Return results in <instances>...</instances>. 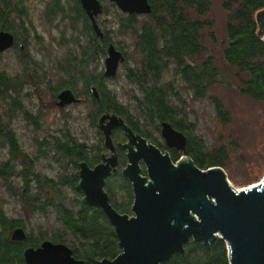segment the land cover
I'll return each mask as SVG.
<instances>
[{
	"label": "rangeland",
	"instance_id": "rangeland-1",
	"mask_svg": "<svg viewBox=\"0 0 264 264\" xmlns=\"http://www.w3.org/2000/svg\"><path fill=\"white\" fill-rule=\"evenodd\" d=\"M64 1L66 11L52 17L46 10L47 0H27L26 22L33 23L28 42L0 52V71L10 78L12 88L17 87L11 96L0 98V164L13 160L16 169V175L14 173L7 179L0 177V206L9 217L23 222L22 227L32 242L40 245L43 240L50 239L70 246L73 244L80 258H83L84 244H88L89 240L83 244V237L70 229L66 218L69 210L74 217L81 216L84 193L80 188L78 190L71 186L69 176L77 174L79 183V162L82 160L74 164L72 156L59 144L67 140L84 143L92 159L98 158L106 147L98 117L94 122L98 107L92 98L94 93L79 73H94L97 81L103 82L106 90L120 98L127 111L134 113L131 117H125L126 120H135L140 114L143 121L141 130L148 134V138L158 145L166 143L161 135V122L159 127L157 122L152 124L137 107L134 97L138 89L127 78L130 62L138 60L136 40L130 33L119 35L115 30L119 25L118 13L110 7L111 1L102 0L104 6L108 5V10H103L97 20L101 28L112 35L116 47L126 51L128 58L120 63L117 75L112 78L104 75L107 49L98 52L86 65L81 64L84 57L78 51L77 39L82 35L79 36L81 42L87 41V22L84 18L77 20L76 30H73L72 23L68 21L71 19L68 10L72 0ZM209 1L210 9L205 14L195 10L191 13L196 20L206 23L200 30V41L206 48L202 53L191 56V59L202 63L210 58L220 67L224 81L212 86L205 94L195 93L179 84L181 100H177L175 105L187 124L192 125L191 131L200 142L202 151L208 155H224L221 167L232 186L249 187L264 179V102L242 92L241 85L248 75L225 59L229 44L226 25L232 15V9H228L226 3L231 0ZM138 22L139 26L144 23L143 19ZM36 34L41 36L36 37ZM76 63H80V68L72 71ZM164 78H170V74ZM65 87L72 88L81 101L59 106L58 94ZM216 97L227 113L226 119L217 110L214 103ZM9 132H12L13 138H8ZM11 139L15 142L14 149ZM13 152L15 157H12ZM180 153L185 152L180 150ZM179 160L173 161L177 163ZM118 176L119 172L114 174L112 183L116 184L112 189L107 188V192L122 209L128 197L123 188L117 185ZM8 185L17 191L18 199L7 190ZM28 202H36V208H30ZM129 211L133 213L131 208Z\"/></svg>",
	"mask_w": 264,
	"mask_h": 264
},
{
	"label": "trees",
	"instance_id": "trees-1",
	"mask_svg": "<svg viewBox=\"0 0 264 264\" xmlns=\"http://www.w3.org/2000/svg\"><path fill=\"white\" fill-rule=\"evenodd\" d=\"M26 1L0 0V30L14 33V47L16 48L19 44L22 46L28 42L29 33L32 30L33 23L26 22L28 14ZM64 2V0H47L45 4L46 10L50 12L48 14L56 17L60 12L66 11ZM149 2L152 5V12L145 15L123 13L115 3H110V7L118 13L119 25L115 30L119 35H129L130 33L136 40L135 48L139 54H134L137 55L138 60L130 62L127 78L134 88L138 89L134 97L137 107L152 124L157 122L159 127L160 122L168 121L176 129L183 131L188 139L187 154L199 167L222 166L225 160L224 155H220V153L208 155L209 153L205 154L202 151L200 142L191 131L192 125L187 124L175 105L177 100H181L179 84L190 88L195 93L205 94L212 86L224 81L220 67L215 65L210 58L204 59L202 63L191 59V56L202 53L206 48L200 41L202 34L200 30L206 26V23L196 20L191 13L192 10H195L199 14H205L210 9V1L149 0ZM234 5L235 9L233 10ZM226 7L232 9V15L226 25L229 44L225 51V59L230 65L238 67L242 73L248 75L244 84L241 85L242 92L264 102V40L259 36V24L256 19V14L264 9V0H231L227 1ZM107 10L108 5L104 6V11ZM68 12L71 18L68 21L72 23L73 30H76L77 20L84 18L87 22L85 24L87 41L81 42L79 36L82 35H79L77 39L78 51L84 57L81 64L86 65L98 52H105L108 44L113 42L112 35L103 29L104 37L101 38L97 35L79 0H72ZM140 19H143L144 22L141 26L138 22ZM39 36L41 35L36 34V37ZM119 47L122 46L119 44ZM19 49L21 50L20 47ZM122 52L125 55V60H128L126 51L122 50ZM23 61L25 65V59ZM74 67L72 71H77L80 68V63L74 64ZM89 72L77 73L82 76L86 86L90 87V91L92 88L97 90V96L92 95L94 103L98 105L94 116L95 123L97 117L99 120V117L104 113L116 114L124 119L134 115L125 109L120 98L106 90L103 82L97 81L94 73L90 75ZM167 74H170V78L166 79L164 76ZM10 82H12L10 78L0 71L1 99H6L8 95L11 96L16 91L17 87L12 88ZM14 103L17 102L14 100ZM214 103L220 116L226 119L227 113L223 109L221 101L216 97ZM131 120L125 119L135 131L148 137V134L141 130L140 124L143 122L141 115L139 114L135 120L132 118ZM8 138H13L12 132H9ZM10 141L12 149H14L16 147L14 139ZM153 144H156L154 140ZM59 147L72 156L74 164H77L78 160L86 161L89 165L97 162V158L90 157L89 148L84 143L67 140L59 144ZM218 155L220 157H217ZM12 157H15L14 152ZM12 162L13 160L0 164V177L7 179L8 176L14 175L16 169ZM77 179V174L69 176L71 186L79 190L80 185ZM116 179L118 187L123 188L124 194L126 193L128 197L126 207H122L126 210L133 199L131 185L121 174ZM112 182H114L112 178L108 179V189H112L116 184ZM7 187V190L11 191L13 196L18 199V193L14 187L12 185ZM28 204L32 209L37 206L36 202H28ZM123 209H120L122 213ZM66 218L70 229L83 237V244L89 240L88 244H84L86 249L83 258H80L75 250V245L70 246L65 243L73 250V255L76 258L84 259L87 264H102L101 260L114 259L122 251L115 229L105 212L101 208L90 206L85 197L82 202L81 216L74 217L72 211L69 210L66 212ZM22 226L23 222L20 219L9 217L0 206V264H27L23 257L24 249L28 246L38 245L32 242L28 234L22 243L12 240L11 233L14 229ZM226 247L222 238L216 239L210 247L191 240L185 245L184 254H174L162 264H228Z\"/></svg>",
	"mask_w": 264,
	"mask_h": 264
},
{
	"label": "water",
	"instance_id": "water-1",
	"mask_svg": "<svg viewBox=\"0 0 264 264\" xmlns=\"http://www.w3.org/2000/svg\"><path fill=\"white\" fill-rule=\"evenodd\" d=\"M94 31L101 38L104 32L97 17L103 12L101 0H79ZM124 13L150 14L149 0H110ZM259 36L264 40V9L256 14ZM15 45L11 31L0 30V52ZM125 55L115 43L107 46L104 75L115 77ZM92 92L97 96L96 88ZM75 91L66 87L58 94L57 104L66 106L80 102ZM99 127L107 148L115 150L112 132L123 126L132 139L137 136L116 114L104 113ZM161 135L168 147L184 150L187 136L170 122L161 123ZM135 143V141H134ZM137 150L131 148L129 163L122 175L132 182L134 215L118 212L105 191L106 179L116 171L117 156L94 167L86 161L79 163L80 188L86 202L101 207L113 225L122 249L114 259L105 258L102 264H162L174 254H184L191 240L210 245L218 238L227 242L229 264H264V179L259 184L235 188L221 166L201 168L184 155L173 162L155 144L141 138ZM144 160L148 176L141 173L139 161ZM27 232L18 227L12 232L14 241H22ZM27 264H87L76 258L65 243L43 240L38 246H28L23 252Z\"/></svg>",
	"mask_w": 264,
	"mask_h": 264
},
{
	"label": "flooded vegetation",
	"instance_id": "flooded-vegetation-1",
	"mask_svg": "<svg viewBox=\"0 0 264 264\" xmlns=\"http://www.w3.org/2000/svg\"><path fill=\"white\" fill-rule=\"evenodd\" d=\"M66 88V87H65ZM125 123L127 124V122L125 121ZM128 125V124H127ZM129 128H131V130L133 131L134 135L137 136L135 137V139L129 137V134L128 132L124 129L123 126H118L116 128L113 129V132H112V140H113V144H114V147H115V150H111L109 148L106 147L105 145V142H104V146L106 147V149H103L102 152L100 153L99 155V158H97V162L94 163V164H91L89 166L91 167H94L96 164L98 163H107V159L111 156H114L116 155L117 156V165H116V171L111 175L109 176L107 179H106V184H105V191L107 192V181L108 179L112 178L114 176V174H117L119 172V175L121 174L122 175V172H123V169L125 167H127L128 163H129V160H128V153L130 152L131 148L133 150H137V145L136 143L139 142V140L141 138H144L147 143H151L153 144V140H150L147 136L135 131L133 129V127L131 125H128ZM161 130V129H160ZM135 141V143H134ZM187 143H188V139H187ZM156 146L159 147V149H161V151L163 153H168L171 157L172 160H176V159H181L182 156H184V154L187 153V146L186 148L184 149V154H181L180 153V150L176 149L175 147H168L166 146V144H155ZM188 155V154H187ZM174 156H176V158H174ZM179 157V158H178ZM174 162V161H173ZM195 162V161H194ZM196 164V163H195ZM197 165V164H196ZM198 166V165H197ZM139 167L141 168V173L142 175L144 176H148V168H147V165L145 163L144 160H140L139 161ZM80 177V176H79ZM126 179V178H125ZM130 185H131V190H132V197H133V201H132V204H131V209H132V205L134 203V190H133V186H132V182L129 180V179H126ZM108 195H109V199H110V202L111 204L113 205V207L120 213H122V211H120V208L118 205L115 204L114 202V199L113 197L111 196V194L109 192H107ZM115 196V195H114ZM115 199L117 200L116 196H115ZM126 206V205H125ZM124 206V207H125ZM96 208H101V207H96ZM102 209V208H101ZM123 209V208H122ZM103 210V209H102ZM123 213L122 214H128L129 216H132L134 215V213H130V209L127 208L126 210L123 209ZM53 241V240H52Z\"/></svg>",
	"mask_w": 264,
	"mask_h": 264
},
{
	"label": "clouds",
	"instance_id": "clouds-1",
	"mask_svg": "<svg viewBox=\"0 0 264 264\" xmlns=\"http://www.w3.org/2000/svg\"><path fill=\"white\" fill-rule=\"evenodd\" d=\"M228 249V248H227Z\"/></svg>",
	"mask_w": 264,
	"mask_h": 264
}]
</instances>
